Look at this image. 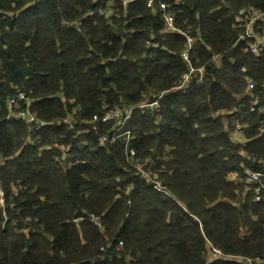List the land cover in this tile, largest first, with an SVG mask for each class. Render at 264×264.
<instances>
[{
	"label": "trees",
	"instance_id": "obj_1",
	"mask_svg": "<svg viewBox=\"0 0 264 264\" xmlns=\"http://www.w3.org/2000/svg\"><path fill=\"white\" fill-rule=\"evenodd\" d=\"M254 11L264 0H0V264L264 261L248 175L264 174V53L241 38ZM18 92L29 101L11 109ZM161 94L159 111L133 112L129 146L93 122ZM27 110L39 130L15 117Z\"/></svg>",
	"mask_w": 264,
	"mask_h": 264
},
{
	"label": "built area",
	"instance_id": "obj_2",
	"mask_svg": "<svg viewBox=\"0 0 264 264\" xmlns=\"http://www.w3.org/2000/svg\"><path fill=\"white\" fill-rule=\"evenodd\" d=\"M148 2V5L150 7H152L154 5V2L155 0H146ZM160 7L162 10H164V18H165V22H166V28L167 29H173L175 31H180L178 30V28L176 27L175 23H174V15L169 13V12H166V9L168 8V5L166 3H160ZM249 11V9H248ZM251 14V13H250ZM242 15V12L238 15L239 17H241ZM254 23H255V20L254 19H248L246 20V25H245V33L244 35L241 37L243 40L245 41H248V40H251L252 43H254L253 46H248L247 49L253 53L254 55L256 56H259L261 55L262 53H264V39H258V37L256 36L254 30H253V26H254ZM181 32V31H180ZM191 46H192V43L191 41H189V47L188 49H186L182 55L183 59L185 61H190V49H191ZM218 57H216L215 59H217ZM196 72V69L195 68H192L190 70V72L187 74L186 76V80L188 81L190 79L191 76H193V74ZM203 75H204V68H200L199 69V74L197 75L199 77V83L202 82V78H203ZM249 87L250 88H254V84L251 82L249 84ZM29 101L27 96L25 95V93L23 92H18L16 93L15 95H13L10 100H9V107L11 109H14L18 103L20 101ZM157 105H159V102H155ZM129 110V115H126V112ZM135 110V107L133 106H128V107H125V108H120V109H117L116 111H111L109 112L108 114H104L102 117H94L93 118V122H98L100 119L103 120V121H107V122H110V121H115V128L113 130V134L111 135L112 136V140H116L118 138H122V137H126L127 138V141L125 142L127 144V146H129V140L132 138V130H127V131H124V132H121L119 134H115V130L117 128L120 127L121 125V121H125V124L126 122L128 121V119L131 117V114L133 113V111ZM120 115L121 116V119L120 121L117 119V116ZM15 117L19 118V119H22L24 120L25 122L29 123L32 125L33 129L34 130H39L44 124L42 122H39L37 120V117L34 113L30 112L29 110H27L26 112H21L19 114H15ZM238 129L241 130V126L239 125L238 126ZM238 130V135L236 136L235 139H239L240 141H245V137H244V133L243 131L241 130ZM130 133L131 136L129 137L127 135V133ZM110 138V137H109ZM109 138H107L106 136L102 137V141L103 142H106ZM134 154V153H133ZM248 173V172H247ZM249 175V178L250 180L252 181H255V180H258L259 177L261 176L259 173H256V172H252V173H248ZM158 189H160V191H163L164 189H162L161 187H158ZM96 223H98L99 225L100 224V219L98 217H94L93 219ZM123 243L121 242L120 245H122ZM213 250L216 251V253H218V258L219 257H222L221 255V252L216 249V248H213ZM224 259H230V260H235V261H239V262H247L248 264H254V261L256 262V264H264L263 261L261 259H257V260H252V259H246V258H241V257H223Z\"/></svg>",
	"mask_w": 264,
	"mask_h": 264
},
{
	"label": "rangeland",
	"instance_id": "obj_3",
	"mask_svg": "<svg viewBox=\"0 0 264 264\" xmlns=\"http://www.w3.org/2000/svg\"><path fill=\"white\" fill-rule=\"evenodd\" d=\"M147 2V1H146ZM148 3V2H147ZM155 3V2H154ZM248 19H254L255 20V23H254V26H253V30H254V32H255V34H256V36L258 37V39H264V30H260V28H261V25H260V23H264V14H260V13H258L257 11H254V12H252L249 16H248V18L246 19V20H248ZM258 21H260V23H259V26H258V29L259 30H257L256 29V23L258 22ZM166 23V22H165ZM263 29H264V25H263ZM165 31L166 32H178V31H175V30H171V29H167L166 27H165ZM180 32V31H179ZM185 34V33H184ZM188 41H191V43H193V41H194V39L193 38H191V37H189L188 36ZM188 49V48H187ZM184 53V52H183ZM183 55V54H182ZM201 68H204V67H201ZM199 69L200 68H198V69H196V72H195V74H199ZM163 96V94H161V95H159V99L157 100V101H159L160 102V98ZM156 100L155 101H153V102H145L144 104H142V105H138L137 107H135V109H137V108H146V109H151V110H153V111H159V108H160V103H159V105H157L155 102H157ZM135 111V110H134ZM133 111V112H134ZM129 110L126 112V115H129ZM132 115H133V113L131 114V117L128 119V121L126 122V124H125V121H121L120 123H121V125H120V127L119 128H117L116 130H115V134H119V133H121V132H124V131H127V130H130L131 128H127V126H128V123H129V121L131 120V118H132ZM117 119L120 121V119H121V116L120 115H118L117 116ZM241 126V130L243 131V129H242V125L241 124H238V126ZM238 126H237V129H236V131L233 133L234 134V137L236 138V136L238 135L237 133H238V130H240V129H238ZM132 130V129H131ZM240 130V131H241ZM127 135L130 137L131 136V134L128 132L127 133ZM132 135H133V131H132ZM122 138H124V140H125V142L127 141V138L126 137H122ZM133 136H132V138L129 140V142L130 141H132L133 140ZM246 140V139H245ZM130 144V143H129ZM143 167H144V170L141 168V164L139 165V169H140V172L142 173V176H144L146 179H148V181H150V182H153L154 183V185H155V188L156 189H158L157 188V186L158 187H161L162 189H164L163 191H165V189H166V187L161 183V180H160V178H159V176H160V173H159V171L155 168V165L153 164V162L152 161H147L146 163H144L143 164ZM256 173H258V172H256ZM152 174L153 175H155L154 177H152ZM261 176L259 177V179L258 180H256V181H258V182H260L261 183V185H260V189H264V183L263 182H261L262 181V177H264V174H261V173H259ZM160 190V189H159ZM0 205H2V202H0ZM76 221H78V220H76ZM218 253H216V251L215 250H213V247L210 249V251H209V254H208V259H209V261H212V260H215V259H217L218 258ZM228 257V256H227ZM241 258H244V257H241ZM246 259H251V258H246ZM252 260H257V259H252ZM262 260V259H261ZM263 261V260H262ZM244 262V261H243ZM245 263H247V262H245ZM263 263H264V261H263ZM248 264V263H247ZM254 264H256V262L254 261Z\"/></svg>",
	"mask_w": 264,
	"mask_h": 264
},
{
	"label": "bare ground",
	"instance_id": "obj_4",
	"mask_svg": "<svg viewBox=\"0 0 264 264\" xmlns=\"http://www.w3.org/2000/svg\"><path fill=\"white\" fill-rule=\"evenodd\" d=\"M250 41H251V40H250ZM253 45H254V43L251 42L250 46H253Z\"/></svg>",
	"mask_w": 264,
	"mask_h": 264
}]
</instances>
